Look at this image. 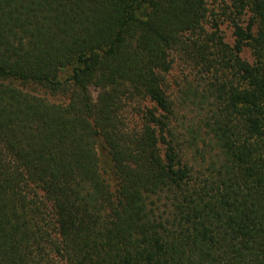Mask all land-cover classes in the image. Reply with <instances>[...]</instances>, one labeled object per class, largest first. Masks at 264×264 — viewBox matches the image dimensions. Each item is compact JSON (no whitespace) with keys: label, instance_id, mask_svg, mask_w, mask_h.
Listing matches in <instances>:
<instances>
[{"label":"trees","instance_id":"1","mask_svg":"<svg viewBox=\"0 0 264 264\" xmlns=\"http://www.w3.org/2000/svg\"><path fill=\"white\" fill-rule=\"evenodd\" d=\"M212 1L0 0V264H264V0Z\"/></svg>","mask_w":264,"mask_h":264},{"label":"rangeland","instance_id":"2","mask_svg":"<svg viewBox=\"0 0 264 264\" xmlns=\"http://www.w3.org/2000/svg\"><path fill=\"white\" fill-rule=\"evenodd\" d=\"M208 4L210 6V8L214 9L215 12L218 11V7L216 6V3H214V1L212 0H207ZM220 18H222L220 21V28L223 32V34L225 35V38L228 42L233 43L234 42V35H233V28L229 22V20H225L223 16H221ZM242 55L249 60H252V54L250 49L246 48L243 50ZM176 63L174 65V68L172 69L171 73L169 74V84L172 88V91L176 92V94H180L182 93L183 86L187 84V82L189 80L192 79L193 76V72L191 67L189 66V64L187 62H185L184 60H182L179 56L176 57ZM35 91H38L39 93L45 95L47 98L53 100V101H62L65 99L64 95L62 94H49L46 91H44L43 88L38 87L34 88ZM143 103H148V104H152L149 101H144ZM128 111L133 112L134 110L129 107ZM134 113V112H133ZM192 111L189 110V108L185 105L183 107H181V117L187 119L188 117L191 116ZM137 120V119H135ZM178 121V119H177Z\"/></svg>","mask_w":264,"mask_h":264}]
</instances>
